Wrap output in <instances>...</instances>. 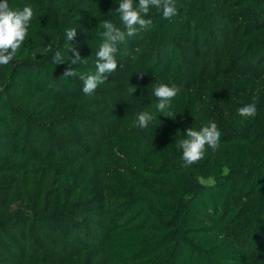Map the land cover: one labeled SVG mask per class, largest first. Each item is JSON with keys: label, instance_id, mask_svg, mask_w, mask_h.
I'll return each instance as SVG.
<instances>
[{"label": "trees", "instance_id": "16d2710c", "mask_svg": "<svg viewBox=\"0 0 264 264\" xmlns=\"http://www.w3.org/2000/svg\"><path fill=\"white\" fill-rule=\"evenodd\" d=\"M8 2L34 15L0 65V264H264V0L151 9L91 95L53 55L67 59L76 28L77 71L94 73L119 0ZM161 83L180 89L172 117L155 108ZM141 111L156 116L147 128ZM209 121L218 149L186 166L177 141Z\"/></svg>", "mask_w": 264, "mask_h": 264}, {"label": "clouds", "instance_id": "9594fccd", "mask_svg": "<svg viewBox=\"0 0 264 264\" xmlns=\"http://www.w3.org/2000/svg\"><path fill=\"white\" fill-rule=\"evenodd\" d=\"M119 6L116 12L119 13V20L122 24L118 26L111 19H104L101 27L102 42L96 52V70L94 73H82L77 71V66L83 62L80 52L75 45L70 42L77 36L76 28L69 27L65 29V36L70 47L67 48V59L61 51H55L53 63L55 65L67 62V67L62 77L76 78L83 81L82 91L84 94L91 95L97 87L109 78V74L114 72L118 67L117 53L119 45L124 43L127 37H133L137 33L146 29L152 24L149 16L151 9H156L163 18L170 19L178 12L181 6L178 0H119ZM34 12L30 5L22 8L12 9L8 0H0V65H8L16 56L21 45L28 37V28L33 18ZM48 51H51L49 45ZM69 52L72 53L69 56ZM140 73L142 78L143 74ZM137 85L129 91L133 94ZM179 87L173 83L158 84L154 87V95L158 100L155 105L156 111L172 117L166 110L171 107L173 99L179 94ZM238 114L245 118H254L257 115V105L248 103L238 108ZM156 116L151 111H141L138 114V127L147 128L150 122L154 121ZM183 139L177 141V148L182 149V159L185 165H192L205 156L206 147L215 151L220 144L221 132L214 121H209L207 125L200 130L192 127L186 129Z\"/></svg>", "mask_w": 264, "mask_h": 264}]
</instances>
